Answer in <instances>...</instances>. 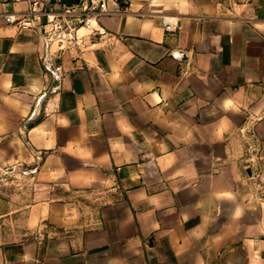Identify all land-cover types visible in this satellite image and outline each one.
<instances>
[{"label":"crops","instance_id":"obj_1","mask_svg":"<svg viewBox=\"0 0 264 264\" xmlns=\"http://www.w3.org/2000/svg\"><path fill=\"white\" fill-rule=\"evenodd\" d=\"M92 1L47 41L0 0V166L42 195L5 261L264 264V0Z\"/></svg>","mask_w":264,"mask_h":264},{"label":"built area","instance_id":"obj_2","mask_svg":"<svg viewBox=\"0 0 264 264\" xmlns=\"http://www.w3.org/2000/svg\"><path fill=\"white\" fill-rule=\"evenodd\" d=\"M13 3H26L27 10L19 18L18 23L22 28H34L43 33L47 41L58 38L62 40H77L76 32L79 26L90 27L92 19L97 12L88 9L85 0L81 4V11H77L78 5H66L61 0H11ZM93 4V1L90 0ZM103 5V3L101 4ZM166 30H172L174 26L165 22Z\"/></svg>","mask_w":264,"mask_h":264},{"label":"rangeland","instance_id":"obj_3","mask_svg":"<svg viewBox=\"0 0 264 264\" xmlns=\"http://www.w3.org/2000/svg\"><path fill=\"white\" fill-rule=\"evenodd\" d=\"M88 9L91 11L99 10L98 7L89 4ZM12 171L8 166H0V210L6 209L9 203H22L26 199H40V193L32 192L31 195H25L24 190L27 186V181L23 176H16L10 173ZM31 184L34 188L35 182ZM30 191V190H29ZM11 226V225H10ZM8 225L0 227V264H7L5 261V254L9 251L11 242L14 238H9L10 234ZM14 225H12L13 227ZM6 231V233H4Z\"/></svg>","mask_w":264,"mask_h":264},{"label":"water","instance_id":"obj_4","mask_svg":"<svg viewBox=\"0 0 264 264\" xmlns=\"http://www.w3.org/2000/svg\"><path fill=\"white\" fill-rule=\"evenodd\" d=\"M61 2H63L64 4H66L65 0H64V1L61 0ZM41 113H42V112H40L39 116H41ZM39 116H37V117H35V118H33V119L36 120V119L39 118Z\"/></svg>","mask_w":264,"mask_h":264}]
</instances>
